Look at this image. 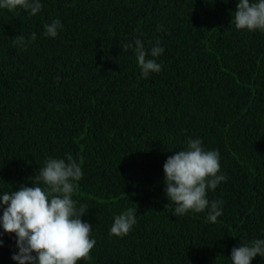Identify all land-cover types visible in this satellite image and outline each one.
<instances>
[{"label":"trees","instance_id":"trees-1","mask_svg":"<svg viewBox=\"0 0 264 264\" xmlns=\"http://www.w3.org/2000/svg\"><path fill=\"white\" fill-rule=\"evenodd\" d=\"M237 2L42 0L34 16L0 9V191L33 186L46 159L71 154L83 171L72 198L96 240L80 264H231L233 247L264 238V32L235 29ZM57 18L59 35L43 36ZM32 33L35 41L13 45ZM136 38L146 49L160 42L162 71L141 75ZM188 137L220 153L227 181L208 192L224 202L215 223L207 211L176 217L164 191L163 165ZM129 207L133 229L109 236ZM0 238V264H16L15 234Z\"/></svg>","mask_w":264,"mask_h":264},{"label":"clouds","instance_id":"clouds-1","mask_svg":"<svg viewBox=\"0 0 264 264\" xmlns=\"http://www.w3.org/2000/svg\"><path fill=\"white\" fill-rule=\"evenodd\" d=\"M42 8V0H0V9L10 12L23 9L29 16L37 15ZM233 22L238 31L264 32V0H238ZM62 28V21L54 19L44 25L43 36L56 38ZM157 29L161 30L159 25ZM36 38V33L28 40L21 36L13 45L26 46ZM134 46L144 78L162 71L157 58L164 48L158 40L146 49L144 42L136 38ZM131 47L133 44L124 45ZM163 171L166 197L175 205L173 215L207 211V220L212 223L223 215L224 202L208 199L209 191L227 181L221 172L218 150H207L201 138L188 137L184 149L168 156ZM35 177L31 187L21 185L18 190L0 191V237L15 234L18 251L12 260L16 264H80L81 260L89 259L96 244L90 236L92 225L82 220L86 207H77L78 202L72 198L76 182L83 178L81 166L71 154L65 158L49 157ZM136 213L137 209L129 207L116 215L109 236L123 238L129 234L137 223ZM3 245L0 238V247ZM257 256L264 258V238L241 241L240 246L233 247L229 258L231 264H252Z\"/></svg>","mask_w":264,"mask_h":264}]
</instances>
